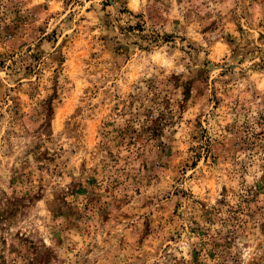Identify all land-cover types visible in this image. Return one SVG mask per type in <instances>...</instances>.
Returning <instances> with one entry per match:
<instances>
[{"label": "rangeland", "instance_id": "1", "mask_svg": "<svg viewBox=\"0 0 264 264\" xmlns=\"http://www.w3.org/2000/svg\"><path fill=\"white\" fill-rule=\"evenodd\" d=\"M0 264H264V0H0Z\"/></svg>", "mask_w": 264, "mask_h": 264}]
</instances>
